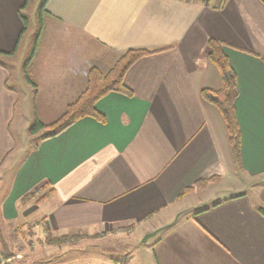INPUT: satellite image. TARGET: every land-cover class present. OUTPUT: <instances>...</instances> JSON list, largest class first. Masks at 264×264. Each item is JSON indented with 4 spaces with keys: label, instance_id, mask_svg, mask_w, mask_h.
Here are the masks:
<instances>
[{
    "label": "crops",
    "instance_id": "crops-1",
    "mask_svg": "<svg viewBox=\"0 0 264 264\" xmlns=\"http://www.w3.org/2000/svg\"><path fill=\"white\" fill-rule=\"evenodd\" d=\"M43 2L0 0L7 218L26 224L34 215L54 234L130 232L143 252L156 238L154 264H264V0H228L222 8L203 0H48L41 14ZM33 35L32 66L51 80L55 101L45 126L83 94L91 69L106 75L130 50L153 54L125 75L133 97L111 93L96 104L104 122L84 118L15 155L18 95L3 63L24 39L31 47ZM210 39L223 43L237 77L241 170L223 117L202 97L222 82ZM88 48L93 55L82 53ZM46 187L49 196L21 213L23 197ZM135 258L127 264H145Z\"/></svg>",
    "mask_w": 264,
    "mask_h": 264
},
{
    "label": "rangeland",
    "instance_id": "rangeland-1",
    "mask_svg": "<svg viewBox=\"0 0 264 264\" xmlns=\"http://www.w3.org/2000/svg\"><path fill=\"white\" fill-rule=\"evenodd\" d=\"M30 16V13H28ZM37 29H41L40 21L35 18ZM33 24V22H31ZM30 26L29 34L32 31ZM28 47L26 39L19 48L14 60H7L3 63L10 73L11 80L9 86L17 92L18 104L16 108V120L13 125V136L16 138V152L26 154L31 148L36 147L46 135V127L37 133H33L36 120L41 124L51 122V108L54 106V99L51 97L49 89L51 80L44 72H37L39 69L32 66V54L34 50L35 36H30ZM85 55H93L94 52L88 48L82 51ZM72 54V53H71ZM98 54V53H96ZM70 58V53H67ZM45 126V125H44ZM7 160L5 165L0 167V250L7 256H20L15 258L25 264H103L108 258L118 263L127 262L128 257L135 256V260L145 262V264L155 263V253L157 240L151 239L146 250L136 248L133 233L125 236L112 235L104 239L98 235H64L50 233L44 225V221L34 219V215L28 223L23 224L21 219L8 217L6 215V205L12 177L8 173ZM49 188L46 187V191ZM33 192L32 199L26 204L19 203V210L22 213L31 207L37 206L50 191ZM16 210V209H15ZM110 235V234H109ZM144 253V254H142ZM14 262V261H13ZM12 262V264H13ZM113 263V262H112Z\"/></svg>",
    "mask_w": 264,
    "mask_h": 264
},
{
    "label": "trees",
    "instance_id": "trees-1",
    "mask_svg": "<svg viewBox=\"0 0 264 264\" xmlns=\"http://www.w3.org/2000/svg\"><path fill=\"white\" fill-rule=\"evenodd\" d=\"M47 2L48 0H44L41 8V14ZM26 23L27 22L25 21V24ZM207 44L211 51L209 58L218 68L222 82L221 87L218 90H203L202 97L206 102L217 108L223 117L229 134L233 161L237 168L241 170V134L236 119V101L239 96L237 77L229 60L224 55L223 43L210 39ZM34 53L35 48L32 56ZM152 54L153 52L145 50H130L118 60L115 66L106 75L101 74L97 69H91L89 72L87 89L78 98V100L68 106L66 112L58 121L49 126H44L36 120L35 126L32 129L33 133H37L46 127L47 133L43 137V140H48L61 135L78 121L87 117L93 118L101 123L104 122L105 119L96 110V104L111 93H119L128 97H133L132 91L125 86V75L135 63ZM3 56L8 55L0 53V66H2L1 57ZM32 197L31 193L26 195L21 200V204H26V202L32 199ZM259 212L264 217V207L261 208ZM5 256L12 257L7 256L6 254ZM112 262V264H120L117 261ZM121 264H127V262Z\"/></svg>",
    "mask_w": 264,
    "mask_h": 264
},
{
    "label": "built area",
    "instance_id": "built-area-1",
    "mask_svg": "<svg viewBox=\"0 0 264 264\" xmlns=\"http://www.w3.org/2000/svg\"><path fill=\"white\" fill-rule=\"evenodd\" d=\"M215 1V2H214ZM228 0H203V3L206 6L214 7V8H222ZM214 3V5H213ZM15 258H20V256L16 257H6L4 253L0 250V264H12L15 261Z\"/></svg>",
    "mask_w": 264,
    "mask_h": 264
},
{
    "label": "water",
    "instance_id": "water-1",
    "mask_svg": "<svg viewBox=\"0 0 264 264\" xmlns=\"http://www.w3.org/2000/svg\"><path fill=\"white\" fill-rule=\"evenodd\" d=\"M154 236V234H152V235H148L145 239H144V242H146L150 237H153Z\"/></svg>",
    "mask_w": 264,
    "mask_h": 264
}]
</instances>
